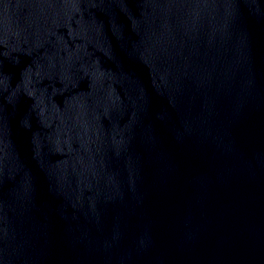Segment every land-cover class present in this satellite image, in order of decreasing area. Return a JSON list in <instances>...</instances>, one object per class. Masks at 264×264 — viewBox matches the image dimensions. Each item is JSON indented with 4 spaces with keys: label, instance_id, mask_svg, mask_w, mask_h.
Returning a JSON list of instances; mask_svg holds the SVG:
<instances>
[{
    "label": "water",
    "instance_id": "95a60500",
    "mask_svg": "<svg viewBox=\"0 0 264 264\" xmlns=\"http://www.w3.org/2000/svg\"><path fill=\"white\" fill-rule=\"evenodd\" d=\"M0 264H264V0H0Z\"/></svg>",
    "mask_w": 264,
    "mask_h": 264
}]
</instances>
